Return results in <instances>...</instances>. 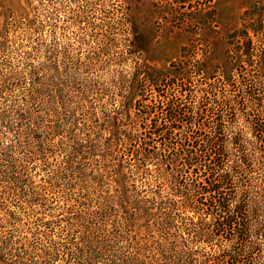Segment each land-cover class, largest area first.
I'll return each instance as SVG.
<instances>
[{
	"label": "trees",
	"instance_id": "1",
	"mask_svg": "<svg viewBox=\"0 0 264 264\" xmlns=\"http://www.w3.org/2000/svg\"><path fill=\"white\" fill-rule=\"evenodd\" d=\"M240 22L221 64L137 65L115 107L0 115V264H264V0Z\"/></svg>",
	"mask_w": 264,
	"mask_h": 264
},
{
	"label": "rangeland",
	"instance_id": "2",
	"mask_svg": "<svg viewBox=\"0 0 264 264\" xmlns=\"http://www.w3.org/2000/svg\"><path fill=\"white\" fill-rule=\"evenodd\" d=\"M256 1L0 0V115L108 109L122 90L117 77L137 65L165 72L210 51L221 64L228 42H245L240 15ZM158 93L178 97L146 87L143 103ZM13 140L0 125V148Z\"/></svg>",
	"mask_w": 264,
	"mask_h": 264
}]
</instances>
